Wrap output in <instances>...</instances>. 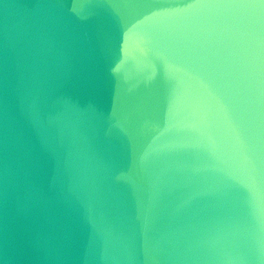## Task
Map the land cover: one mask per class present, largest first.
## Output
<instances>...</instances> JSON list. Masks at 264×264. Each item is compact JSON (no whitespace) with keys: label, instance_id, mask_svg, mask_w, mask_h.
<instances>
[{"label":"water","instance_id":"water-1","mask_svg":"<svg viewBox=\"0 0 264 264\" xmlns=\"http://www.w3.org/2000/svg\"><path fill=\"white\" fill-rule=\"evenodd\" d=\"M0 264H264V0H0Z\"/></svg>","mask_w":264,"mask_h":264}]
</instances>
